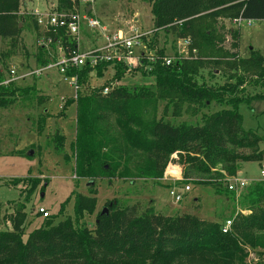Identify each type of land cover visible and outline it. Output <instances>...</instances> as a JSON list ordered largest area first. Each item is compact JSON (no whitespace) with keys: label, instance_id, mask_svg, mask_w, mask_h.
Masks as SVG:
<instances>
[{"label":"trees","instance_id":"16d2710c","mask_svg":"<svg viewBox=\"0 0 264 264\" xmlns=\"http://www.w3.org/2000/svg\"><path fill=\"white\" fill-rule=\"evenodd\" d=\"M55 2L53 12L72 8L71 0ZM148 2L153 35L147 45L159 59L154 63L145 61L151 69L140 68L139 72L154 78L153 92L145 89L128 92L118 85L103 96L101 92L108 86H92L91 73L95 79H100L110 67L114 72L113 82H118L125 76L122 66L103 63L95 69L82 67L68 72V76H77L79 87L76 99L71 98L64 104V109L72 104L76 107L75 137L71 144L74 176L90 182L138 179L161 184L168 163L173 162L171 156L175 154L179 162L195 174L206 177L193 183L214 187L216 193H224L236 201L239 213L230 219V231L222 233V224L207 223L191 215L161 216L152 207L135 215L134 208H119L116 200L104 205L107 214L97 213L94 229L90 230L84 219L94 214L97 205V192L90 190L88 196L74 195L73 218L56 222L67 201L60 205L57 215L43 219L36 213L42 223L25 241L27 215L24 205H20L10 217L12 230L0 231V264H248L250 254L257 260L262 259L264 182L253 181L237 196L228 191L226 180L238 173L240 163L261 164L264 160V153L259 151L264 138L244 131L242 116L238 113L241 104L264 101V57L250 52L249 58L239 59L240 35L232 29L227 31L231 51L224 49L223 29L217 25L220 20L264 22V0ZM23 5L22 0H0V39L8 43L5 58L18 48L25 50L20 38L25 24L33 25L38 35L35 19L21 11ZM158 32L172 33L175 42L189 38L190 50H196V59H181L165 65L162 59L166 50L157 48ZM47 37L53 41V50L56 42L66 53L78 48L76 38L64 29ZM35 58L38 67L50 62V56L42 47ZM206 67H210L208 74L212 79L216 70L223 69L224 83L217 87L199 84L201 71ZM4 79L0 72V82ZM247 88L254 92L247 94ZM18 98L37 100L40 104L45 100L34 86L21 88L12 83L0 87V109L12 106ZM159 101L165 102V113L171 106L175 118L181 116L184 106H187L185 112L193 106L207 108L212 102L225 107L203 115L201 125L174 126L162 118L156 120L153 115L148 116L146 107ZM111 116L114 126L109 123ZM64 140L58 133L53 136L55 151H63ZM242 151H250V154L244 155ZM134 158L132 171L130 165ZM176 170L169 167L166 173L177 174ZM188 175L184 169V180ZM35 184L27 192V200Z\"/></svg>","mask_w":264,"mask_h":264},{"label":"rangeland","instance_id":"374dc122","mask_svg":"<svg viewBox=\"0 0 264 264\" xmlns=\"http://www.w3.org/2000/svg\"><path fill=\"white\" fill-rule=\"evenodd\" d=\"M24 5L21 9L29 16L35 9L44 12L55 8V0H22ZM90 16L97 19L101 26L106 27L108 32L117 29L126 30L131 27L138 28L141 32L152 31V16L148 0H96ZM33 25L25 24L21 33V41L25 50L18 48L13 55L5 58L8 51L7 41L0 39V72L7 77L11 69L17 75L36 71L35 55L38 53V41L45 36L42 31L36 35ZM218 28L223 29L225 36L223 48L231 51V37L228 30L239 32L238 57L249 58L250 52H257L264 57V22L246 21L234 24L232 21H218ZM97 38L89 32H84L79 50H88ZM102 40H100V43ZM157 48H165L166 55L174 56L177 49V41L172 33L157 34ZM210 67L201 71L198 83L211 86H220L224 83L223 69L215 71V78H210ZM113 70L108 68L100 79L92 75L91 84L95 88L102 86H124L128 92L145 89L154 91L155 80L152 77L143 76L135 72L124 76L120 81L113 82ZM116 84V85H115ZM17 87L26 88L34 86L39 95L45 98L43 103L37 100L17 99L16 102L6 108L0 109V231H11L10 217L14 215L20 205H24V213L27 221L24 227L23 240L28 234L38 229L42 219L37 216L39 208L45 209L49 217L57 215L60 205L67 201L63 214L58 220L73 218L74 195L88 196L90 190L96 191L97 205L93 215L86 217L84 223L90 229H94L96 215L107 202L116 200L119 208H134V214L140 215L148 208H153L158 215L165 217H177L191 215L207 223H220L232 219L239 208L236 201L224 193H216L210 186L197 185L196 180H206L193 172L190 167L179 162L176 155L171 156L172 163H168L161 184L149 180L138 179H97L77 180L73 171L71 144L75 137L76 107L74 104L64 109L67 100L74 98V88L63 82L56 69L43 72L40 76H31L23 81L16 82ZM259 91V89H255ZM254 90L247 88L246 93L252 94ZM165 102L159 101L154 106L146 107L148 116L153 115L156 120L163 119L171 125L177 126L182 123L196 126L201 125V117L210 115L221 110L222 107L212 102L207 108L193 106L185 112L183 107L181 116H172L171 106L164 112ZM196 113L193 114V109ZM238 113L242 116V128L251 131L260 138H264V101H255L250 105L241 104ZM110 124L114 126V117H110ZM58 133L64 136V149L57 152L54 149L53 136ZM259 151L264 153V142L259 144ZM244 155L250 151H242ZM66 157L69 160H66ZM179 158V157H178ZM130 168L134 171V162ZM264 160L259 162L240 163L238 173L247 181H260L261 168ZM171 167L173 171H180L181 180L173 181L171 173H166ZM184 169L189 172L184 180ZM220 169V168H218ZM222 173V172H221ZM224 176L225 174L222 173ZM227 177V176H226ZM228 179V178H227ZM36 183L32 194L26 199L27 192ZM170 186V188L167 187ZM189 186L190 191L185 192L184 187ZM170 190L181 196V201L175 203L170 196ZM247 215L248 212H242ZM264 262L257 260L253 254L249 255L248 264Z\"/></svg>","mask_w":264,"mask_h":264},{"label":"built area","instance_id":"2783aa9c","mask_svg":"<svg viewBox=\"0 0 264 264\" xmlns=\"http://www.w3.org/2000/svg\"><path fill=\"white\" fill-rule=\"evenodd\" d=\"M95 2L96 0H71L72 8L69 11L44 12L35 9L31 12L30 14L34 17L40 32H45L44 38L38 41V46L47 51L50 56V62L45 66L38 67L36 71L21 75H17L16 71L11 69L7 77L0 82V87H7L12 83L23 81L28 77H38L45 71L56 69L63 82L74 88V99H76V92L79 89L77 84L78 80L76 75L68 76L70 70L82 67L95 69L103 63L124 67L125 76L139 72L140 68L150 70L151 67L145 65L144 62L154 63L159 59L155 55V51L149 50L147 45L150 42L153 31L141 32L138 28L131 27L126 30L117 29L115 32H108L106 27L101 26L97 19L91 17L87 13L88 7H91L89 13L92 12V7ZM241 22H243L241 19L233 21L234 24H239ZM246 22L250 25V21ZM180 23L181 22H178V24ZM58 29H64L68 35L76 38L77 50L68 51L66 53L59 42L54 43L55 50L51 48L53 41L51 38L47 37V34L55 33ZM85 31L91 33L97 40L88 50L81 52L79 50V41ZM100 40H102L101 44H99ZM190 46L191 41L189 38L177 40L178 51L176 55H165L162 61L165 65H170L176 60L196 59V50H190ZM91 75H94V73H91ZM113 87L114 84H110V87H104L101 94L106 96ZM261 169L263 171L261 172L260 181L264 182V165ZM170 176L173 181L181 180V173L179 170L177 174L171 173ZM226 181L228 191L234 192L237 196L239 192L253 182L243 179L241 173L229 177ZM184 191L189 192L190 187L185 186ZM169 194L175 203L181 201V196L175 193L174 190H170ZM36 213L41 215L43 219L49 217V213L43 208H39ZM231 224L232 220H226L222 225V233L229 232Z\"/></svg>","mask_w":264,"mask_h":264},{"label":"water","instance_id":"95a60500","mask_svg":"<svg viewBox=\"0 0 264 264\" xmlns=\"http://www.w3.org/2000/svg\"><path fill=\"white\" fill-rule=\"evenodd\" d=\"M91 10V7H88V9H87V13H89V11ZM115 204V203H114ZM107 208H103L102 210H101V212H100V215H105V214H107Z\"/></svg>","mask_w":264,"mask_h":264},{"label":"crops","instance_id":"0c3cea01","mask_svg":"<svg viewBox=\"0 0 264 264\" xmlns=\"http://www.w3.org/2000/svg\"><path fill=\"white\" fill-rule=\"evenodd\" d=\"M38 33H40V30H39V28H38ZM82 37V36H81ZM80 40H81V38H80ZM79 43H80V41H79ZM79 46H80V44H79ZM225 222V221H224ZM224 222H222L223 224H224ZM222 224V225H223Z\"/></svg>","mask_w":264,"mask_h":264}]
</instances>
